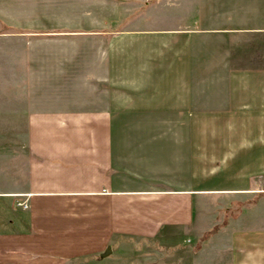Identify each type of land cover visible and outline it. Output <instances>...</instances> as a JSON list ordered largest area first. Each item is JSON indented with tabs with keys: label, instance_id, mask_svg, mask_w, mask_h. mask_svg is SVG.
Returning a JSON list of instances; mask_svg holds the SVG:
<instances>
[{
	"label": "crops",
	"instance_id": "obj_1",
	"mask_svg": "<svg viewBox=\"0 0 264 264\" xmlns=\"http://www.w3.org/2000/svg\"><path fill=\"white\" fill-rule=\"evenodd\" d=\"M6 23L0 264H98L113 253L136 264H264V209L253 211L264 198V0H177L145 28L92 32L109 59L86 70L63 57L78 32L70 26ZM124 35L151 43L136 65L115 68ZM11 38L61 42L39 71L63 81L87 71V91L64 82L60 93L12 99L11 73L33 69L14 58ZM118 71L138 74L112 80Z\"/></svg>",
	"mask_w": 264,
	"mask_h": 264
},
{
	"label": "rangeland",
	"instance_id": "obj_2",
	"mask_svg": "<svg viewBox=\"0 0 264 264\" xmlns=\"http://www.w3.org/2000/svg\"><path fill=\"white\" fill-rule=\"evenodd\" d=\"M177 0H0V31L6 30L8 24L6 23L11 19V30L23 31V30H59L63 27L70 26V28L78 31L74 40L69 41L67 49L69 54L63 56L65 59H73L74 63H79L82 70H86V67H94L102 64L105 59L108 61L109 57L105 56L102 52H98V49L94 47L96 44L102 45L103 38L91 36L92 32L104 31L115 32L124 31L126 28H145L146 22L153 20L157 21L166 20L169 16V8L173 2ZM179 3V2H178ZM177 4V3H176ZM177 10V14H178ZM137 17L140 18V24H137ZM154 17V19H153ZM6 21V22H5ZM145 23V26L143 24ZM138 30V29H137ZM121 34H125L122 32ZM127 34H136L128 32ZM116 40L121 42L120 48L127 50L126 54L122 53L121 56H113L112 65L118 68L121 63L127 61V64L136 65L138 62L137 49L142 48L144 44H150L151 38L146 36L137 35H124L117 37ZM126 40V41H125ZM4 38H0V49L7 47V42ZM115 42V41H114ZM99 46V45H97ZM13 47V48H12ZM114 47V46H113ZM61 48V42L47 41L45 39H26L21 40L18 38H11V49H17L16 53L22 54L20 57H14L16 59L22 58L27 64L32 67V71H16L11 73V98L33 100L38 99L40 93L46 95L47 91L61 92L64 88V82L74 83L79 86L80 92H86L83 88V83L86 78L88 79L87 71H80L78 75L73 79H64L57 77L55 74L47 72H41L40 66H45L46 59L55 60L57 54L56 49ZM51 50L52 54L45 55V51ZM124 54V55H123ZM128 59H126V55ZM52 55V56H50ZM11 58L13 56L11 55ZM42 64V65H41ZM138 73H120L113 72L112 80H132L136 79ZM141 75V74H139ZM128 77V78H127ZM7 82V83H6ZM6 83V84H5ZM50 88V89H49ZM9 96L8 78L6 79L0 75V99H7ZM36 96V97H34ZM35 104L22 105L29 108ZM24 108V107H23ZM7 111V110H6ZM6 119V118H5ZM9 119V118H7ZM11 121V117L10 120ZM20 120L16 118V123L19 125ZM259 155L257 152L242 153L237 152L239 160L238 163L243 164L246 155L249 154ZM237 158V157H236ZM258 158V157H256ZM210 162V160H209ZM254 167V166H253ZM259 167V166H258ZM258 167L255 173H258ZM214 179V178H213ZM256 206L254 210L264 209V198L255 200ZM207 207V211H215V203L211 202ZM263 214V213H262ZM257 217V216H256ZM247 218V217H242ZM247 221L241 222V226L247 225ZM254 225H262L260 221L252 223ZM210 230V229H209ZM203 238V240L216 239L215 231ZM213 234L215 236H213ZM192 243L187 245H194L199 240V237L193 233L190 236ZM135 258H127L123 253H113L109 256L98 260V264H136ZM93 264V263H92ZM207 264H210L208 262ZM224 264V263H222Z\"/></svg>",
	"mask_w": 264,
	"mask_h": 264
},
{
	"label": "built area",
	"instance_id": "obj_3",
	"mask_svg": "<svg viewBox=\"0 0 264 264\" xmlns=\"http://www.w3.org/2000/svg\"><path fill=\"white\" fill-rule=\"evenodd\" d=\"M17 205L18 206H21L22 208H27V204L25 203V201L24 202H19V203H17Z\"/></svg>",
	"mask_w": 264,
	"mask_h": 264
},
{
	"label": "water",
	"instance_id": "obj_4",
	"mask_svg": "<svg viewBox=\"0 0 264 264\" xmlns=\"http://www.w3.org/2000/svg\"><path fill=\"white\" fill-rule=\"evenodd\" d=\"M111 251L110 247H107V249L102 253V256H106Z\"/></svg>",
	"mask_w": 264,
	"mask_h": 264
},
{
	"label": "bare ground",
	"instance_id": "obj_5",
	"mask_svg": "<svg viewBox=\"0 0 264 264\" xmlns=\"http://www.w3.org/2000/svg\"><path fill=\"white\" fill-rule=\"evenodd\" d=\"M26 203V202H25ZM27 204V203H26ZM28 207V206H27Z\"/></svg>",
	"mask_w": 264,
	"mask_h": 264
}]
</instances>
